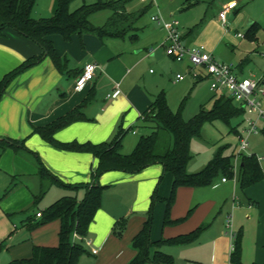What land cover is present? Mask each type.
I'll use <instances>...</instances> for the list:
<instances>
[{"label":"crops","instance_id":"obj_1","mask_svg":"<svg viewBox=\"0 0 264 264\" xmlns=\"http://www.w3.org/2000/svg\"><path fill=\"white\" fill-rule=\"evenodd\" d=\"M141 1L151 4L150 8L161 14L163 4L159 6L153 0ZM231 1H236L238 6L228 13V24L223 26L219 14L222 6ZM166 4L170 19L180 22V18L183 21L180 28L186 47L205 46L218 60L235 63L240 78L260 80L264 87V76L255 75L249 69L250 57L244 58L248 37L245 35L242 39L237 36L247 21L248 31L253 25V28L262 27L264 0H167ZM157 25L162 35L154 40L151 30V40L141 46H137L131 35L124 39H100L92 34L73 35L69 42L61 35H53L50 39L56 51L67 60L66 72L61 73L51 58L46 57L10 83L0 99V241H8L7 248L0 253V260L6 259L10 263L29 258L35 246H57L61 222L55 220L34 227L30 219L41 220L38 213L63 197L72 196L78 202L82 201L85 188L77 190L65 185L91 183L98 166V160L92 153L62 149L45 141L34 132L35 128L47 127L87 100L89 102L79 112L80 118L55 133L56 142L79 145L111 142L121 129L137 135L139 127L146 128L148 124L144 122L143 114L149 110L156 96L166 91V85H176L184 96L190 86L193 85L192 92L197 84L207 82L192 79L187 61L177 63L166 55L163 43L167 33L161 25ZM250 39L253 43L254 38ZM153 41L158 43L153 51L145 48L151 43L154 45ZM143 49L149 50L143 53ZM41 54L42 49L36 43L14 30L6 29L0 33V82L29 58ZM90 63L98 66L96 77L82 91H77L76 80L85 65ZM152 66H156L158 72L143 70ZM177 75H183L185 79L177 81ZM187 80L193 83L184 84ZM118 90V96L112 97ZM211 93L213 101L218 94ZM203 99L199 100L200 108L208 105L202 104ZM242 127L240 125L237 131ZM235 135L238 139V134ZM6 139L24 142V148L19 151L4 148L1 143ZM134 142L135 139L130 141ZM37 156L48 171L64 184L52 180L45 183L41 210V200L36 203V196L42 189ZM163 172V166L155 164L139 173L112 171L100 178V184L105 187L102 204L90 224L88 236L82 241L87 252L80 257L78 264L132 263L138 254L133 240L144 227L152 194ZM223 179L209 187L177 189V192L181 189L179 196L183 212L175 213V218L182 217L195 206L189 219L179 227L166 228L164 206L155 209L152 242L189 234L202 225L209 226L190 244L163 245L153 248L152 252L161 250L173 257L174 264H201L202 259H195L190 254L199 248L203 250L202 257L203 254L211 257L209 264H231L232 232L234 235L241 234L242 262L264 264V185L255 184L242 190L240 196H233L230 179L226 182ZM173 180L171 174V185L164 192L160 188L162 197L168 196L169 187L171 194ZM202 188H210L209 193L198 195ZM220 189H225L223 194L230 192L226 199L218 191ZM3 194L6 196L1 199ZM197 200L200 202L197 203ZM20 212H24V216L15 221L13 214Z\"/></svg>","mask_w":264,"mask_h":264},{"label":"trees","instance_id":"obj_2","mask_svg":"<svg viewBox=\"0 0 264 264\" xmlns=\"http://www.w3.org/2000/svg\"><path fill=\"white\" fill-rule=\"evenodd\" d=\"M73 1L55 0L53 15L50 18L36 19L32 13L37 0H0V33L6 29H12L19 35L36 43L42 49L41 55L29 58L4 77L0 82V99L14 78L39 64L46 57L51 58L61 73L66 72L67 60L58 54L50 39L51 36L61 35L68 42L72 40L73 35L82 36L85 34H92L100 39H124L131 35V38L135 39L137 36L136 32H138L136 23L151 6V4H148L145 9L134 13L127 10L128 5L133 0H107L100 1L95 5H84L71 12L70 5ZM104 9L112 12L109 21L104 27L94 26L90 21L91 15ZM253 27L248 33L249 37L252 38L258 26ZM88 102L86 100L76 110L47 127L35 128L34 130L45 141L62 149L89 152L97 158L98 166L93 172L91 183L74 186L65 185L77 190L85 188V197L80 202H78L76 197H63L41 213V222L37 226L45 225L55 220L61 222L59 244L57 246H35L31 258L12 260L9 264H78L80 257L87 252L82 241L88 236L90 224L102 204L105 187L100 184V178L105 173L121 171L134 174L155 164L162 165L164 173H171L174 180L170 197L166 199L167 208L164 226L173 225L180 221L172 220L170 216V210L175 201L178 188L209 187L213 186L220 177L231 179L235 175L234 165L232 164L234 154L225 155L224 150H219L208 166L201 172L194 174L187 172V165L192 159V141L200 134L205 123L221 120L230 125L232 120L244 118V109L239 107L226 94L218 98L215 97L211 109H208L207 105H203L192 119L186 121L183 119L181 111L175 113L171 110L166 93L162 91L156 96L149 110L143 114V120L148 124L146 128L150 130V133L141 137L131 154L122 152L123 140L128 133L122 129L114 140L99 145L60 144L56 142L55 133L78 120L80 118V110ZM185 102L186 98L183 101V105ZM239 126L231 128V132L239 134L237 131ZM1 144L4 148H13L16 151L24 148V142L11 139H6ZM241 161L239 183L244 191L264 180V175L260 160L255 154L243 155ZM37 162L39 175L42 180V189L41 193L36 196V203L43 198L46 192L45 183L48 180L64 186L48 171L38 156ZM156 200H160L157 187L152 196V201L155 202ZM31 222L32 219H30ZM152 226L153 204L150 207L142 231L133 240V246L138 250V254L131 264H174L172 256L161 250L152 252V249L163 245L183 246L190 244L197 240L209 225H202L186 235L171 239H161L157 242L151 241ZM74 234H77L80 240H75ZM241 238V234H235L233 250L230 256L231 264H244L241 255ZM6 248V241H0V253Z\"/></svg>","mask_w":264,"mask_h":264},{"label":"rangeland","instance_id":"obj_3","mask_svg":"<svg viewBox=\"0 0 264 264\" xmlns=\"http://www.w3.org/2000/svg\"><path fill=\"white\" fill-rule=\"evenodd\" d=\"M100 1H107V0H74L70 5V11L74 12L84 5H95ZM146 1L150 2V0H146ZM153 1L159 6H162V4L164 5V7L167 6V4H166L167 0H153ZM54 4H55V0H37L36 4L34 6V9H33V17H35L36 19L50 18L53 15ZM145 7H146V4L142 3L141 0H133L128 5L127 10L135 13V12H139L142 9H145ZM164 7H162V8L160 7L161 15H163L165 20H170L169 11H168L167 7H166V9ZM111 15H112V12L110 10H106V9L100 10V11H97L91 15L90 21L94 26L104 27L107 24V22L109 21ZM155 15H157V14H156V12H154V8H149V10L145 14H143L139 18V20L137 21L136 27L139 28L138 34L135 38L137 46H141V44L148 43L151 40V34H150L151 30H152V33L155 35V36L153 35L154 37H152L154 40H156V38H158V37H160V35H162L160 27L157 24H155L154 22H152V17ZM179 20L183 24V21H181L180 18H179ZM261 22L262 23H260V22L259 23L261 24L262 27H257V30L255 31L256 33H255V35H253V38H254L253 43L250 42L251 37H249V35H248V33H249V31H248L249 30L248 29L249 21H247L245 23V27L240 30L242 34L248 35V38L245 41V44L248 46V48L246 51L247 53H245V55H244V58L250 57L251 61L249 64V69L253 70L254 74L257 75L258 77L264 76V19H262ZM151 44H149L145 48L155 49L156 45L158 43L155 44V42H154V45H151ZM149 49H143V53H147ZM215 59L219 62H223L221 60H218L216 57H215ZM226 63H228V62H226ZM228 64H232V65H234V67L237 66L235 63H228ZM143 70H145L147 73H149L150 70L152 72H158V69L156 66L148 67L147 69L143 68ZM182 74L186 75V73H182ZM189 83L191 85V83H193V82H191L190 80H187L186 82H184V84H189ZM199 85L200 84H197L196 85L197 88L196 89L194 88V91H192V92H191V90H192L191 88L193 87V85L190 86V89L187 91V93L184 96H181V92L177 89V87H175L176 85L168 84L165 87L167 101L170 105V108L175 113L181 111L182 117L186 121L192 119L199 112V108H200V104H201V103H199V100L201 98H204L202 101L203 102L202 104L208 103L207 108L208 109L212 108L213 93H211V91L209 89V83L208 82H202V84L200 86ZM263 91H264V87H263ZM223 94H225V93L224 92L219 93L218 95H216V97L218 98ZM185 98H186V102L183 105V101ZM242 121H243L242 118L234 119L231 121L230 125L224 123L221 120L214 121L213 123H209V122L205 123L203 125L201 131H200V134L197 137H195L192 141V144H191L192 159L190 160V162L187 165V172L194 174V173H199L202 170H204L219 150H224L225 155H232L233 153L235 155V153L237 152V147H238L239 141H238L235 133L231 132V128L239 126V125H241V127H242L243 126ZM149 133H150V130L143 128V127L138 128V134L137 135H134L132 132H129L126 135L125 140L123 141L124 149H122V152L126 153V154H131L135 150V148H136L138 142L140 141L141 137L145 136ZM132 139H135V142L133 144L130 143V141H132ZM246 154L247 155L255 154L259 158V160L261 162L263 175H264V119L261 120L260 123L258 124V134L252 135L249 138V150L247 151ZM241 162H242L241 159L236 160L234 157L232 158V164L234 166L235 165L237 166V170L236 171L234 170L235 175L230 179L231 185H233V188H234V190H232V192H231L233 196L234 195L240 196L241 191H242V189L240 187V183L238 181ZM220 179H222V178L221 177L218 178L217 181H219ZM170 180H171V173H169V172L164 173L163 172L161 175V180L159 181V183H157L156 187L158 188V196L160 197V200H156L155 202H153L151 199L150 204L151 205L153 204V220H154V211H155V209L160 208V205L164 206V209H162V210H164L163 214H165V211L167 208L166 199L169 198L168 196L170 194L171 187H169V189H168V196L167 197L161 196L160 188L162 189V192H164L168 188V185H171ZM258 184L264 185V180L257 183V185ZM224 190L220 189L218 191L222 195H224L223 198L226 199V197L230 194V192L223 194V193H225ZM209 191H210V188H202V190L200 192H198V195L203 196L206 193H209ZM180 193H181V189L177 192V194H176L177 196L175 197V201H174V203L171 207V210H170L171 219L172 220H180V221L177 222L176 224H173V225H167L166 228L170 229V227H172L174 225H175V227H179L180 224L185 223V221H187L189 219V217L191 216V214L195 210V206H193L192 209L187 211L185 213V215H183L182 217H180V216L178 218L174 217L175 213L177 214V212L182 211V202H181V198L179 196ZM153 194H152V196H153ZM5 196H6V194H3V197H1V199L5 198ZM43 200H44V198H43ZM43 200H41L39 202L40 210L42 209ZM196 202L198 203L200 201L197 200ZM151 205H150V207H151ZM33 207L34 206H32V208ZM13 215H12L13 218H15L14 220L18 221L17 220L18 218L24 216V212H22V213L20 212L19 214H13ZM40 222H41V220H33L30 224H31V226H34V227L35 226L41 227L42 225L37 226ZM49 223H51V222H49ZM49 223H47V224H49ZM47 224H45V225H47ZM171 229H173V228H171ZM58 238H59V235H58ZM6 240H3V241H6ZM7 242L8 241H6V243ZM33 249H32V252H31V255L29 258H31L33 255ZM196 251L197 252L193 251L194 253L193 252L190 253L191 256H193V258L202 259L201 264L211 263L210 262L211 261L210 256L208 257L207 255L203 254V257H202V255H201V253L203 251L202 249L197 248ZM185 254H187V253H185ZM185 254H183V256H187ZM200 256L202 258H200ZM29 258H26V259H29ZM0 264H9V262L6 259H1Z\"/></svg>","mask_w":264,"mask_h":264},{"label":"built area","instance_id":"obj_4","mask_svg":"<svg viewBox=\"0 0 264 264\" xmlns=\"http://www.w3.org/2000/svg\"><path fill=\"white\" fill-rule=\"evenodd\" d=\"M238 3L231 1L222 6L219 14V19L223 26H227L228 13L236 9ZM153 22L161 25L166 33V40L163 45L165 53L177 63L187 61L189 63V74L196 82L207 81L210 83L212 92L219 94L224 92L234 102L245 111V118L243 127L238 134V147L234 155L236 160L247 155L249 150V138L252 135L258 134V124L264 119V91L260 80L240 78L237 68L232 64L219 62L215 57L205 48V46L197 45L193 47H186L183 43V35L181 31L180 22L172 18L165 20L159 13L152 17ZM239 38H245L244 34H238ZM152 49L151 51H153ZM98 66L90 63L85 65L83 72L76 80L75 89L82 91L85 86L93 82ZM185 76L177 75V81H183ZM120 91H116L112 97H117ZM236 171V165L234 166ZM227 179L224 178L223 182ZM38 217L42 214L38 213ZM231 237L235 235L231 232ZM75 240H80L77 234H74ZM233 249V247H232ZM94 254L97 251H93Z\"/></svg>","mask_w":264,"mask_h":264}]
</instances>
